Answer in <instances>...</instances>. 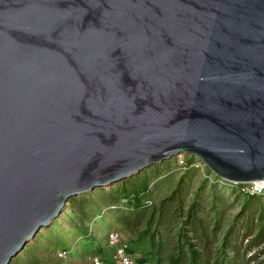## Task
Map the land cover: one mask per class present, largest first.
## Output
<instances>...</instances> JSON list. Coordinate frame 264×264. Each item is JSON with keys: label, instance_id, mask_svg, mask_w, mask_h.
I'll use <instances>...</instances> for the list:
<instances>
[{"label": "water", "instance_id": "95a60500", "mask_svg": "<svg viewBox=\"0 0 264 264\" xmlns=\"http://www.w3.org/2000/svg\"><path fill=\"white\" fill-rule=\"evenodd\" d=\"M179 153L264 180V0H0V264Z\"/></svg>", "mask_w": 264, "mask_h": 264}, {"label": "rangeland", "instance_id": "374dc122", "mask_svg": "<svg viewBox=\"0 0 264 264\" xmlns=\"http://www.w3.org/2000/svg\"><path fill=\"white\" fill-rule=\"evenodd\" d=\"M179 154L110 186L71 197L63 212L42 227L10 264H92L91 250L111 252L107 241L111 228L128 237L131 248L144 257L145 264H159V257L162 264L169 263L180 241L187 247L189 242L182 231L192 236L195 247L214 259L221 257L219 246L232 226L231 242L225 247L228 256L233 258L238 252L245 262L246 257L258 252L250 264H264V239L246 252L261 223L264 196L250 199L239 185L224 182L203 162L190 164L194 159L190 154L181 156L187 164L177 165ZM177 187L173 200L163 204V198ZM197 198L200 203L195 213L201 217L200 225L185 222ZM249 200L248 209L243 208Z\"/></svg>", "mask_w": 264, "mask_h": 264}, {"label": "trees", "instance_id": "16d2710c", "mask_svg": "<svg viewBox=\"0 0 264 264\" xmlns=\"http://www.w3.org/2000/svg\"><path fill=\"white\" fill-rule=\"evenodd\" d=\"M193 158L194 159L191 160V161L197 160L196 156H193ZM213 174H215V173H213ZM217 179H219V178H217ZM181 180L182 179H180V183L182 184ZM223 181L226 182V183L230 182L228 180L227 181L223 180ZM232 185L233 186H235V185L238 186L237 184H232ZM240 185H242V184H240ZM178 187H179V185H178ZM178 187L175 188V190H173L171 195L163 198V204L165 202H167V201L173 200V198L175 197V193H177L176 191H177ZM241 192H242V194H244L245 196H247L249 198L250 197L251 198H254V197L258 198V197H263L264 196V193L250 194V193H247V192H245L243 190ZM141 203H142V201H141ZM199 203H200V199L197 198L191 204V207L189 208V212H188L187 219L185 220V222H190L191 224H196V223H199V221H201V217H199L195 213V210L197 209ZM248 204H250V200L249 201H245L243 203V208H247ZM139 206H141V205H139ZM259 217H260V222H261L260 225H259V229L257 230L255 236L249 241L248 246L246 247V252L248 251V249H250L252 246H254V244H256L260 240L264 239V209H262L260 211ZM153 219H154V214H152L150 216V222H152ZM199 225H200V223H199ZM233 227L234 226H232L230 230H227L225 232L224 236H223V240H222V242H221V244L219 246V249L222 252L221 257L218 255V256H215L214 259H210V257H208L209 254L206 253L204 250H201V249L195 247V243H193L192 240H191L192 236H189L188 233L182 231V234L186 237L185 240L187 242H189V245H187V247H185L183 242L180 241L178 243L177 247H176L177 253L170 257V261H169L168 264H242V263L250 264L251 260L258 254V252L256 254L251 255L249 257H246V258H245L246 254L243 255L244 258H245V262H244V260H243V262L240 260L238 252H237L236 255H234L233 258L229 257L228 254L225 252V247L228 245L229 242H231L230 233H231V230L234 229ZM183 229L188 230V228H186L184 226H183ZM102 253L105 255V252L102 251ZM139 260H140V264L144 263V257H140ZM159 260H160L159 264H162L161 257H159ZM261 262L264 263V261H261Z\"/></svg>", "mask_w": 264, "mask_h": 264}, {"label": "built area", "instance_id": "2783aa9c", "mask_svg": "<svg viewBox=\"0 0 264 264\" xmlns=\"http://www.w3.org/2000/svg\"><path fill=\"white\" fill-rule=\"evenodd\" d=\"M185 153H180L177 158V165L187 164L188 161L184 157ZM198 162H203L197 157ZM196 161V160H195ZM195 161L189 162L190 164L195 163ZM198 165V164H197ZM232 184H237L238 182H232ZM242 184V185H240ZM238 183L239 190H243L250 194L264 193V180H254L246 183ZM126 198V197H124ZM108 245L111 247V252L105 255L102 251L91 250L89 252V258L92 260V264H140V253L133 250L130 246V242L127 236L123 234L117 228H111L108 232ZM65 255V251H62V256ZM145 264V263H143ZM168 264V263H165Z\"/></svg>", "mask_w": 264, "mask_h": 264}]
</instances>
